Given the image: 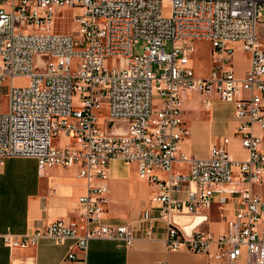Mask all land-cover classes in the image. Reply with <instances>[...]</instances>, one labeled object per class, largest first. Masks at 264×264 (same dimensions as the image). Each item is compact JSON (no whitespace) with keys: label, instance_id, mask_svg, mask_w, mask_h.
<instances>
[{"label":"built area","instance_id":"2783aa9c","mask_svg":"<svg viewBox=\"0 0 264 264\" xmlns=\"http://www.w3.org/2000/svg\"><path fill=\"white\" fill-rule=\"evenodd\" d=\"M73 6L80 7L72 16L75 33L56 31L57 11ZM262 15L264 0H0V161L34 157L39 172L77 166L86 188L78 198L77 219L4 232V245L25 247L47 237L56 243L72 240L71 247L82 254L92 238L132 246L130 224L103 220L108 165L119 159L158 186L167 249L202 253L206 264H264V192L254 190L264 185ZM140 40L145 46L139 53L133 47ZM199 41L209 44L204 76L191 66ZM237 51L248 61L242 77L233 64ZM15 78L25 80L15 84ZM185 91L206 96L205 107L213 95L233 105V136L246 150L244 159L231 156L229 136L212 142L205 157L181 150L189 133ZM55 137L61 142L54 143ZM175 162L187 164V171L175 173ZM156 169L166 176L156 175ZM176 191L186 196L173 197ZM217 197L234 202L235 209L225 212V229L214 233L202 222ZM175 214L195 216L192 231L178 228L171 220ZM74 259L70 248L62 262Z\"/></svg>","mask_w":264,"mask_h":264},{"label":"crops","instance_id":"0c3cea01","mask_svg":"<svg viewBox=\"0 0 264 264\" xmlns=\"http://www.w3.org/2000/svg\"><path fill=\"white\" fill-rule=\"evenodd\" d=\"M191 66L196 74L206 75L210 67V52L207 72L199 73L192 58ZM247 68L248 61L242 69L234 67L239 77L245 75ZM212 97L209 98L210 106L205 107L206 96L183 92L182 108L186 126L185 111L195 115H191L192 125L187 126L189 133L180 143L181 150L205 157L212 142L229 136L228 150L231 156L244 159L246 150L238 138L233 136V115L225 134L217 136L211 133L215 121L214 115H208L213 103ZM190 99L197 100L199 106L185 108L186 101ZM201 111L206 113L200 114ZM187 168L183 162H175L173 165L175 173L185 172ZM154 173L159 177L166 176L160 169L154 170ZM106 183L109 190L103 220L110 224H130L134 236L132 246L124 247L111 239L92 238L86 253L82 254L71 247L72 240L56 243L46 237L25 247L8 248L0 236V264H206V256L202 253L183 249L169 250L164 246L167 223L158 218L161 203L155 199V195L159 188L155 183L140 178L134 164L112 159L108 165ZM85 192V180L78 176L77 166H52L39 172L34 157L3 158L0 161V234L30 232L41 223L58 219L73 221L77 219L78 198ZM172 195L184 198L186 192L176 191ZM234 209V202L215 198L211 208L205 212L206 219L202 226L214 233L223 231L228 219L225 214ZM171 220L187 234L192 231L197 219L191 214H175ZM83 229L84 224L79 223L78 232ZM70 248L75 251L76 259L62 262Z\"/></svg>","mask_w":264,"mask_h":264},{"label":"rangeland","instance_id":"374dc122","mask_svg":"<svg viewBox=\"0 0 264 264\" xmlns=\"http://www.w3.org/2000/svg\"><path fill=\"white\" fill-rule=\"evenodd\" d=\"M80 12V7L79 6H73V7H65V8H61L57 11V15H56V19H55V29L58 32H72L75 33L76 31V26L73 24L72 22V16L75 14H78ZM258 35L261 39H264V15H262L259 18V27H258ZM145 46V42L144 40H140L139 42H137L136 44H134V51L136 52H142ZM165 49L169 50L170 48V42H166L165 43ZM192 56V60H193V64L195 65L196 70L199 73L202 72H207L208 69V65H209V44L207 42H198L194 44V50L191 54ZM247 62V59L242 56L240 51H237L233 57V64L235 69H242V67L245 66ZM117 63V62H116ZM106 64L108 66L112 65V61L108 60L106 62ZM153 70L158 72V68L156 65L153 66ZM25 79L24 78H15L14 79V83H18V82H23ZM8 87H9V81L6 80L3 83V87H2V105L3 107L6 105L7 103V95H8ZM212 107L211 110L209 112V116L211 117V115H214L215 121L213 123L212 126V130L211 133L213 135H223L227 132V127L229 124V120L233 115V106L232 104L222 101L220 99H218V97L216 95H213L212 97ZM187 107H194L197 108L199 106V103L197 100H188L185 103V108ZM191 108V107H190ZM189 111H185V115L187 117V121L186 124L187 126H191L192 125V121H191V115H195L194 113H191ZM206 112L201 111L200 114H205ZM106 116H107V109L104 107L102 112H101V116L99 118L100 122H101V126H104L105 120H106ZM200 140V139H199ZM54 143L58 144L61 142V138L59 137H55V139L53 140ZM254 190L255 191H259V192H264V185H255L254 186Z\"/></svg>","mask_w":264,"mask_h":264}]
</instances>
